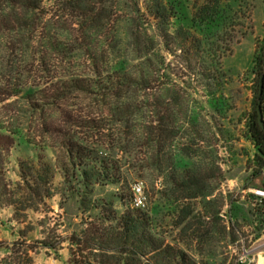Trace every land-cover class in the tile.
Here are the masks:
<instances>
[{"label": "trees", "instance_id": "trees-1", "mask_svg": "<svg viewBox=\"0 0 264 264\" xmlns=\"http://www.w3.org/2000/svg\"><path fill=\"white\" fill-rule=\"evenodd\" d=\"M240 11L225 0L190 4L184 0H0V31L36 37L49 48L46 53L61 63L75 61L72 51L85 53L89 70L62 71L53 83V97L79 89L104 105L107 123L127 126L134 119L138 126L130 141L136 150L145 149L142 161L159 175L164 172L166 180L146 207H137L131 175L132 168L136 171L143 164L130 162V145L121 148L120 156L77 134L48 141L0 119V139L5 141L4 146L0 143V157L5 152L11 161L21 145V151L27 152L16 159L22 178L16 183L18 197L10 203L15 216L50 209L55 198L62 211L53 233L41 232L43 236H34L33 243L24 239L5 245L10 257L23 254V264H30V252L36 248L47 254L65 246L64 264H227V258H215L212 243L235 242L241 222L223 215L224 197L210 198L216 187L208 190L206 183L214 171L222 173L220 166L211 175L178 160L171 161L169 171L162 167L167 142L178 136L169 99L179 104L184 90L179 74L169 69L166 52L197 59L209 78L220 79L224 59L238 40L233 32L240 24ZM54 28L59 32L51 35ZM45 56H40L42 63ZM252 72L257 104L264 44L255 52ZM1 81L0 76V89ZM7 95L16 97L13 101L25 100L32 109L53 101L38 85L17 86ZM113 97L117 102L109 104ZM262 111L264 118V92ZM190 117L193 130L197 119ZM247 128L257 149L252 174L258 176L264 173V129L255 110ZM196 143L191 135L180 150L197 154ZM261 200L262 206L252 208V214L264 212ZM43 222L41 218V226ZM260 222L255 239L264 232V219ZM61 227L64 232H59Z\"/></svg>", "mask_w": 264, "mask_h": 264}, {"label": "rangeland", "instance_id": "rangeland-1", "mask_svg": "<svg viewBox=\"0 0 264 264\" xmlns=\"http://www.w3.org/2000/svg\"><path fill=\"white\" fill-rule=\"evenodd\" d=\"M184 1L187 4L193 2ZM225 1L229 7L240 8L242 12L238 14L240 24L233 32L238 40L231 55L224 59L220 79L209 78L205 65L197 59L191 61L179 52H166L169 69L179 74L177 80L184 90L179 104L175 105L169 99L174 112L172 125L178 130V136L167 142L162 167L169 171L171 161L178 160L184 163L182 166L201 169L204 175L206 171L210 174L219 165L222 173L213 170V177L206 183L208 190L216 187L210 198L224 197L221 208L223 215L238 218L241 225L235 230V242L228 239L224 243H212L215 258H227V264L231 260L237 264H264V232L255 239L264 212L257 215L251 213L252 208L262 206L261 199L264 197L257 196L253 189L264 188V173L258 176L252 174L257 149L247 128L249 114L256 107L252 68L255 52L264 44V0ZM57 32L54 28L50 34ZM21 35L18 31H0V76L4 88L0 89V119L10 126H19L31 136L48 141L77 134L107 152L118 151L120 156L124 155L121 148L130 145V162L143 164V167L137 166L136 171L132 168L131 184L143 181L147 206L150 196L159 193L166 180L164 172L163 176L159 175L152 165L142 161L145 149L136 150L130 141L138 124L134 119L129 120L127 126L107 123L104 105L79 89L70 88L64 95L53 97V83L62 71L69 68H77L75 70L80 73L84 68L89 70L85 53L72 51L70 54L75 61L66 59L61 63L46 53L45 50L49 51V48L38 42L36 37L29 38L28 33ZM41 54L46 55L43 63ZM191 64L195 67L193 71L190 70ZM23 85L44 88L48 98L53 101L32 109L25 100L13 101L16 97H8L10 90ZM111 102H117V98H109L108 103ZM191 115L197 119L193 130L188 123ZM191 135L197 138L194 148L198 150L197 154L193 152L190 156L180 148L188 143ZM4 142V139H0L2 146ZM22 148L23 145L16 147L11 161L5 152L0 157V264H23V254H15L13 257L17 259H14L5 250V245L24 239L33 243L34 236H43L41 232L53 233L62 220L57 198L50 209L42 207L39 211H22V217L15 216L10 203L18 197L15 193L16 183L22 177L16 167V159L27 153L21 151ZM49 154H53L50 149ZM41 218L44 226L40 225ZM30 229L32 231L25 237V231ZM64 231L63 227L59 228V232ZM30 254V264H64L68 257L65 246L58 252L52 250L47 254L36 248Z\"/></svg>", "mask_w": 264, "mask_h": 264}, {"label": "built area", "instance_id": "built-area-1", "mask_svg": "<svg viewBox=\"0 0 264 264\" xmlns=\"http://www.w3.org/2000/svg\"><path fill=\"white\" fill-rule=\"evenodd\" d=\"M134 191V205L137 207H145L147 204V194L143 181H137L132 185ZM254 193L259 197H264V188L253 189Z\"/></svg>", "mask_w": 264, "mask_h": 264}, {"label": "water", "instance_id": "water-1", "mask_svg": "<svg viewBox=\"0 0 264 264\" xmlns=\"http://www.w3.org/2000/svg\"><path fill=\"white\" fill-rule=\"evenodd\" d=\"M264 92V72L260 75L259 78V88H258V101L255 107V111L257 113V118L260 126L264 129V118H263V111H262V96ZM224 215H226L224 213Z\"/></svg>", "mask_w": 264, "mask_h": 264}, {"label": "crops", "instance_id": "crops-1", "mask_svg": "<svg viewBox=\"0 0 264 264\" xmlns=\"http://www.w3.org/2000/svg\"><path fill=\"white\" fill-rule=\"evenodd\" d=\"M261 263H263V262H261Z\"/></svg>", "mask_w": 264, "mask_h": 264}]
</instances>
